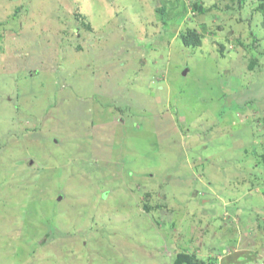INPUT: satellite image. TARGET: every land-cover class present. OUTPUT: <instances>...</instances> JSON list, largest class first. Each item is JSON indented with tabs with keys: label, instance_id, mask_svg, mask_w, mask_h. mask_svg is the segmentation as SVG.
Returning <instances> with one entry per match:
<instances>
[{
	"label": "rangeland",
	"instance_id": "374dc122",
	"mask_svg": "<svg viewBox=\"0 0 264 264\" xmlns=\"http://www.w3.org/2000/svg\"><path fill=\"white\" fill-rule=\"evenodd\" d=\"M262 4L0 0V264H264Z\"/></svg>",
	"mask_w": 264,
	"mask_h": 264
},
{
	"label": "trees",
	"instance_id": "16d2710c",
	"mask_svg": "<svg viewBox=\"0 0 264 264\" xmlns=\"http://www.w3.org/2000/svg\"><path fill=\"white\" fill-rule=\"evenodd\" d=\"M241 1V0H240ZM264 4L260 5L263 6ZM184 42L191 46V45H200L201 41L199 36L196 33H192L190 38L185 37ZM173 264H198L195 257L193 255H187V254H179L176 257V260L174 261Z\"/></svg>",
	"mask_w": 264,
	"mask_h": 264
}]
</instances>
